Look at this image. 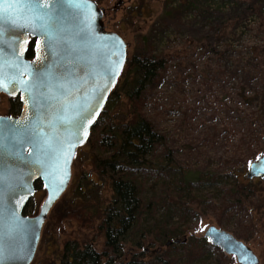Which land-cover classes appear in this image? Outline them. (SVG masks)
Masks as SVG:
<instances>
[{
  "label": "rangeland",
  "instance_id": "374dc122",
  "mask_svg": "<svg viewBox=\"0 0 264 264\" xmlns=\"http://www.w3.org/2000/svg\"><path fill=\"white\" fill-rule=\"evenodd\" d=\"M189 1L96 0L103 8L105 29L126 41L127 59L142 54L166 59L163 77L147 91L142 107L165 141L155 147L149 159L159 162L165 157L190 172L189 177L201 178L188 196L191 213L185 222L178 214L170 220L163 208L149 210L136 239L152 252L163 249L156 236L162 223L180 226L179 238L186 239L202 237L214 225L244 241L264 264V179L247 178L250 163L264 155V4L259 3L261 17L250 16L240 25L235 7L219 11L211 5L214 15L208 19L203 9L206 0H192L199 5L194 14L173 19L163 15L169 6H185ZM223 20H227V28L222 31ZM122 80L120 77L113 89L118 91L109 114L114 123L128 120L130 104L118 90ZM10 107L7 96L2 95L0 116L10 115ZM92 143L77 148L70 184L46 218L31 264H55L69 240L83 245L93 239L97 249H102L98 220L87 226L66 214L82 206L95 212L98 196L104 200L112 196L109 182L93 164ZM98 154L103 153L100 150ZM81 178L85 183L95 181L93 191L81 194L76 190ZM156 184L157 190H151ZM161 184L146 180L144 195L160 194ZM46 194L43 187L36 190L28 215L39 212ZM123 247L125 255L140 252L133 240L124 241ZM209 257L193 264H239L220 249Z\"/></svg>",
  "mask_w": 264,
  "mask_h": 264
},
{
  "label": "water",
  "instance_id": "95a60500",
  "mask_svg": "<svg viewBox=\"0 0 264 264\" xmlns=\"http://www.w3.org/2000/svg\"><path fill=\"white\" fill-rule=\"evenodd\" d=\"M35 42V55L28 56ZM127 60V43L105 29L96 0H0V96L18 97V115L0 116V264H31L46 218L68 188L77 148L89 138ZM264 179V155L247 178ZM46 198L26 207L36 183ZM204 237L239 264L258 255L210 225Z\"/></svg>",
  "mask_w": 264,
  "mask_h": 264
},
{
  "label": "trees",
  "instance_id": "16d2710c",
  "mask_svg": "<svg viewBox=\"0 0 264 264\" xmlns=\"http://www.w3.org/2000/svg\"><path fill=\"white\" fill-rule=\"evenodd\" d=\"M197 3L190 0L185 6H169L163 15L173 19L185 13L194 14L199 10ZM259 3L264 4V0L246 2L206 0V8L203 9L209 19L214 15L210 11L211 5L219 11L235 7L238 11L237 23L240 25L245 19H250V16H262ZM221 25L222 31L226 30L227 20H223ZM262 49L264 51V45ZM34 52L33 41L30 44L29 55H33ZM165 60V57L158 58L144 54L135 55L126 60L118 78L119 80L123 77L118 90L128 98L130 104L128 120L122 121V119L114 123L113 118L109 116L112 101L118 94L117 90H112L89 136V141L92 140L95 143H92L91 148L95 151L93 164L105 182H109L113 191L112 196L109 200L98 196L97 205L94 206L95 212L89 211L87 206L66 211L68 218L76 219L87 226L93 225L95 220L99 221L97 230L103 238L102 249H97L93 239L83 242V245L76 240L66 241L57 258L59 264H193L197 261H207L215 249H220L204 236L196 238L192 235L188 239L179 238L180 226L173 227L168 222L157 227V241L163 246L162 250L161 247L150 252L145 243L136 239V233L140 230L146 218L145 214L149 210L156 211L163 208L169 214L170 220L178 214L185 222L191 213L188 196L201 179L189 177L190 172L175 167L172 161L165 160V157L159 162L149 159L155 147L165 141L164 137L156 131L154 124L144 116L142 107L147 91L155 88L163 77L161 72L165 70ZM20 109L21 103L17 99L11 104V113L17 115ZM100 150L103 154H98ZM107 152L109 154H106ZM148 179L161 181L160 189L164 194L160 190V194L156 192L147 198L144 195V185ZM95 185V181L85 183L81 178L76 190L81 191L82 194L93 191ZM36 186L37 190L42 187L40 182H37ZM154 188L157 190V184L150 187L151 190ZM173 196L176 200L171 202ZM31 209L32 201L25 210L31 213ZM130 240L134 241L140 252L125 255L123 242ZM222 253L225 256L223 251Z\"/></svg>",
  "mask_w": 264,
  "mask_h": 264
},
{
  "label": "flooded vegetation",
  "instance_id": "af4514ba",
  "mask_svg": "<svg viewBox=\"0 0 264 264\" xmlns=\"http://www.w3.org/2000/svg\"><path fill=\"white\" fill-rule=\"evenodd\" d=\"M31 44V43H30ZM30 44H29V49H30ZM34 44H35V42H34ZM35 51H36V47H35ZM34 55H35V52H34V54L33 55H29V50H28V56L30 57V58H33L34 57ZM124 68V67H123ZM2 95H5V94H1V96ZM1 96H0V99H1ZM7 96V95H6ZM7 98H8V100H9V102H10V106H11V104L14 102V101H16L17 99L19 100V98L18 97H11V96H7ZM20 101V100H19ZM11 108V107H10ZM19 114V113H18ZM17 114V115H18ZM10 115H14V114H10ZM14 116H16V115H14ZM93 128V127H92ZM91 131H92V129H91ZM91 133V132H90ZM90 136V135H89ZM86 142H89V138H88V140L86 141ZM85 142V143H86ZM75 156H76V153H75ZM74 159H75V157H74ZM74 159H73V161H74ZM39 182V181H38ZM32 201V200H31ZM30 201V202H31ZM28 214V213H27Z\"/></svg>",
  "mask_w": 264,
  "mask_h": 264
}]
</instances>
